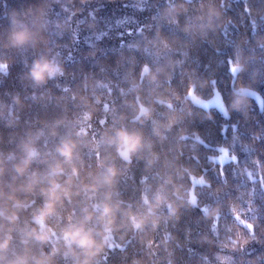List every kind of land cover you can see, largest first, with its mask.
I'll list each match as a JSON object with an SVG mask.
<instances>
[{"label":"trees","instance_id":"1","mask_svg":"<svg viewBox=\"0 0 264 264\" xmlns=\"http://www.w3.org/2000/svg\"><path fill=\"white\" fill-rule=\"evenodd\" d=\"M170 4L183 8L168 13ZM39 7L47 13L43 42L20 51L4 47L13 14L30 22ZM209 8L218 13L211 25ZM258 40H264V0H0V153H18L28 133L40 128L47 133L46 125L71 118L84 96L93 111L89 137L114 116L139 126L128 106L136 95L132 84L139 85L145 102L157 94L169 97L172 110L184 118L157 143L159 162L146 169L140 158L128 165L118 160L123 171L116 187L122 199L137 202L142 191L155 187L158 173L174 164L191 171L180 183L194 185L197 205L182 206L155 230H121L99 264H250L264 254V48ZM46 49L59 54L64 74L34 87L25 74ZM237 52L247 62L243 72L232 67ZM145 66L163 69L156 82L143 75ZM193 80L203 84L197 87L203 98L219 92L227 115L186 97ZM240 83L249 84L260 103L252 97L243 111L233 110L232 92ZM16 95L20 104L13 101ZM154 107L157 119L169 111L166 105ZM143 127L151 135V122ZM58 140L59 135H46L38 144L51 150ZM221 149L234 159L213 160ZM79 152L83 172L95 171L97 153L88 146ZM105 155L101 151L99 159ZM79 199L65 202L63 218L79 213ZM208 206H218L216 217L206 216Z\"/></svg>","mask_w":264,"mask_h":264},{"label":"clouds","instance_id":"2","mask_svg":"<svg viewBox=\"0 0 264 264\" xmlns=\"http://www.w3.org/2000/svg\"><path fill=\"white\" fill-rule=\"evenodd\" d=\"M182 8V4H170L166 11L176 13ZM215 15H218L216 10L209 8V25ZM46 16L43 7L36 9L30 22L13 14L4 47L18 51L37 48L44 39ZM257 43L264 48V40ZM246 64L243 53L237 52L233 70L243 72ZM162 71L152 72L145 66L143 75L156 82ZM63 74L59 54L46 49L32 60L25 78L32 86L41 87ZM99 84L97 82V86ZM198 86L203 84L190 81L186 97L201 107H218L227 115L219 94L205 101L197 92ZM138 88V84L131 85L130 90L136 95L128 102L134 113L132 120L138 127L124 123L123 115L114 116L103 131L89 137L93 111L88 106V97L84 96L81 110L71 118L65 116L46 125L47 133L45 128L28 133L20 141L18 153H0V264H60L61 260H70L71 264H99L121 230L132 233L155 230L162 219L176 217L182 206L197 205L194 185L186 187L180 183L186 173L191 178V171L174 164L167 166L169 170L158 173L155 187L142 191L137 202L121 198L116 185L123 170L117 161L128 165L136 157L145 161L146 169H151L160 160L157 143L165 141L167 134L184 118L172 110L171 98L157 94L150 102H145ZM256 95L249 84L240 83L233 89L231 108L243 111L249 99ZM13 101L20 104L21 98L16 95ZM99 102V97H95L93 103ZM155 104L169 109L163 119L155 118ZM148 122L152 126L151 135L146 134L143 127ZM60 128L65 129L63 134L58 132ZM46 135H59V140L53 149L42 151L38 142ZM81 146H88L97 153L95 171L83 172ZM101 151L106 155L99 159ZM199 182L203 183L202 178ZM75 197L80 198L79 213L63 218L61 209L66 201L71 203ZM218 213V206H208L206 210L208 217L214 218ZM261 259L264 254L250 264H259Z\"/></svg>","mask_w":264,"mask_h":264},{"label":"rangeland","instance_id":"3","mask_svg":"<svg viewBox=\"0 0 264 264\" xmlns=\"http://www.w3.org/2000/svg\"><path fill=\"white\" fill-rule=\"evenodd\" d=\"M219 94V92L217 90L214 91L213 95L208 97V98H204L205 101H208V100H211L215 97L216 94ZM219 97H220V94H219ZM254 98L260 103V98L258 95L254 96ZM222 102V100H221ZM205 108V107H204ZM215 109H217L218 111H220L218 109V107H214ZM221 112V111H220ZM222 113V112H221ZM213 160L215 161H218V162H225L227 160H230V159H234V156L229 154L226 149H221L220 153H218L217 155L213 156L212 157Z\"/></svg>","mask_w":264,"mask_h":264}]
</instances>
